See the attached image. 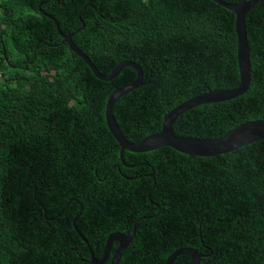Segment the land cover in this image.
<instances>
[{
    "label": "trees",
    "instance_id": "1",
    "mask_svg": "<svg viewBox=\"0 0 264 264\" xmlns=\"http://www.w3.org/2000/svg\"><path fill=\"white\" fill-rule=\"evenodd\" d=\"M55 22L99 73L140 66L142 85L112 108L129 142L239 83L235 16L213 0H0V264H91L88 247L100 260L115 232L132 237L118 264H164L181 248L200 264H264V140L213 157L120 152L105 104L135 71L97 79ZM244 23L247 91L187 110L175 135L214 140L264 119V0Z\"/></svg>",
    "mask_w": 264,
    "mask_h": 264
},
{
    "label": "water",
    "instance_id": "2",
    "mask_svg": "<svg viewBox=\"0 0 264 264\" xmlns=\"http://www.w3.org/2000/svg\"><path fill=\"white\" fill-rule=\"evenodd\" d=\"M213 1L231 11L235 16V34L237 39L236 60L239 73L238 86L226 90H209L202 95L188 99L179 104L163 116L162 124L158 132L150 134L138 142H129L123 137L115 123L112 115V108L115 101L120 97L142 85L143 73L140 66L134 62L125 61L117 65L108 75L99 73L88 57L73 43V34H62L59 25L55 22L56 31L63 39V42L66 43L70 51L75 53L85 62L97 79L105 82L111 81L125 67L132 68L135 71V79L132 82L115 89L109 95L105 104V124L110 135L117 143L120 152L145 153L159 148L168 147L183 155L191 157H213L232 152L253 142L264 140V119L239 124L228 131L223 137L214 140L180 137L172 132L173 122L187 110L202 104L234 99L244 94L248 89L250 82V61L244 18L248 11H250L259 0H241L238 3H224L220 0ZM48 17L51 18L50 16ZM131 240L132 237H128L122 233H111L106 239L103 257L100 260L94 257L90 247H88L91 264L106 263L109 259L110 248L113 243L117 244V248L112 254L109 264H118ZM179 255L188 256L192 264H200V256L196 251L190 248H181L174 251L167 257L164 264H173Z\"/></svg>",
    "mask_w": 264,
    "mask_h": 264
}]
</instances>
